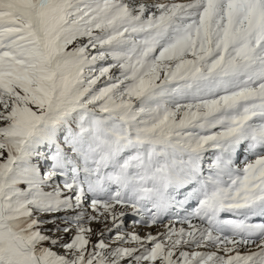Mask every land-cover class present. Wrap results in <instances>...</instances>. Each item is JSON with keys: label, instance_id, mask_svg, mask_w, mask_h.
Here are the masks:
<instances>
[{"label": "rangeland", "instance_id": "rangeland-1", "mask_svg": "<svg viewBox=\"0 0 264 264\" xmlns=\"http://www.w3.org/2000/svg\"><path fill=\"white\" fill-rule=\"evenodd\" d=\"M124 1L72 0L55 16L47 6L41 26L43 45L26 32L0 37V264H205L199 255L185 256L178 242H171L155 259L156 241L134 243L126 237L124 226L118 227L125 193L130 198L127 204H134L130 193L134 186L128 181L129 192L120 193L117 181L128 174L131 183L144 189L143 174L166 166L160 150L144 143L148 137L169 135L179 145L196 150L208 143V135H213L212 143L227 137L224 130L230 127L223 126L218 116L220 103L228 101L219 102L221 95L198 103L182 101V97L177 101L186 90L201 89L183 88L179 82L196 84L197 75L206 77L219 65L210 61L206 65V57L193 54L202 30L190 18L196 14L186 12L189 19L181 22L174 18L170 23L157 22L153 17L160 9L150 7L146 16L134 15L129 27L119 26V20L105 21L109 5ZM253 1L258 9L264 0ZM10 9L15 10L13 5ZM211 10L214 14L205 17L204 26L219 38L224 21L216 16L215 5ZM20 11L25 14V9ZM213 17L217 24L211 30ZM233 24L239 26L241 21L235 19ZM183 26L185 32H181ZM171 33L173 40L168 38ZM218 75L210 80L214 83ZM75 103L84 109L68 110ZM35 127L45 136L40 147L29 146ZM23 152L27 160L20 159ZM40 155L46 165H40L42 177H35L29 165H39ZM45 171L50 174L47 180ZM62 171L68 186L55 179ZM138 171L142 176L136 177ZM10 173L13 183L7 188ZM51 178L68 195H59L62 204L58 198L46 197L48 203L43 206L17 208L18 196H30L37 187L43 188L44 196H53V183H45ZM84 189L94 196L87 205L94 207L95 214L86 215L84 207L63 205ZM113 204L123 210L117 212ZM110 208H114V219L102 220L105 215L99 211Z\"/></svg>", "mask_w": 264, "mask_h": 264}, {"label": "bare ground", "instance_id": "bare-ground-1", "mask_svg": "<svg viewBox=\"0 0 264 264\" xmlns=\"http://www.w3.org/2000/svg\"><path fill=\"white\" fill-rule=\"evenodd\" d=\"M71 1L0 0V37L9 36L17 31L26 32L43 45L44 35L41 26L47 6H50V15L55 16ZM11 4L15 8L14 11L10 9ZM214 5L215 9L217 8L216 16L224 21L222 25L224 31L219 38L212 37V31L207 33L204 26L205 17L213 13L214 10L211 9ZM37 7L38 25L31 21V16ZM150 7H153L154 11L160 9L153 17L157 22L166 20L170 23L173 22V18L181 22L183 19H189L186 18V12L196 14L190 18L197 20L202 30L194 41L196 47L193 54L206 57V65H210V62H214L215 66L219 65L213 70L210 69L209 72H214L208 75V79H193L196 84L188 81L179 82V86L183 88L195 85L197 88L194 89H201L192 92L190 91L193 89H188L177 97V101L180 103L182 97V101L198 103L200 100L209 101L221 95L224 98L219 102L228 101L220 103L218 116L222 119L223 126L230 127L223 129L227 131V137L212 143L214 137L208 135L205 139L208 143L196 150L179 145L175 138L169 135L148 137L146 143L162 152L157 150L162 158L165 156L166 166L153 174L148 172L143 174L145 182L141 186L144 189L131 183L128 174L117 181L120 193L129 192L126 189L128 184L127 187L125 186L128 181L134 186L130 190L134 204H127L130 198L125 193L123 219L120 218V214L117 217L121 219L122 224L118 227L123 225L126 237L134 243L156 241L158 245L156 244L157 249L155 248V259L159 253H164V249L169 247L171 242H178L185 256L199 255L205 264H264V194H251L264 174V68H262L264 67V1L260 8L255 9L253 0H215V2L213 0H125L122 3L110 4L104 11L106 14H103L107 19L105 21L119 20V24L122 23L119 26L129 27L130 22H134V15L143 13L146 16L151 12ZM172 8L175 10L179 8V12L177 11V15L175 14L173 18L170 13L167 14ZM20 9H25V14ZM218 10L224 13L220 15ZM249 12L251 20L247 21L245 18ZM239 17L243 20L237 26L238 20L236 24L233 23ZM260 18L262 19L258 20ZM210 19L212 30L217 22L214 17ZM183 25L187 26V24ZM140 26L143 24H139ZM186 26L180 28L181 32L187 30ZM172 34H169L168 38L172 39L173 37H170ZM213 51L214 53L208 57V53ZM199 70L195 72H203ZM215 74L219 75L213 83L210 77ZM257 88L260 89L257 91ZM184 94L186 95L183 96ZM218 103L215 104L218 106ZM69 110H72L71 106ZM216 113L217 111L213 116ZM38 129L39 127H36L31 134L29 146L44 145L45 136H42ZM25 152L20 159H28ZM37 157L41 158L39 165L29 163L28 171L29 173L33 171L35 177L39 175L42 177L40 165L45 167L46 161L44 162L41 155ZM55 161L58 162L56 157ZM177 168L181 172H178ZM10 176L11 173L8 177ZM49 176L50 174L45 171L44 180L49 179ZM139 176H142L141 171L136 175ZM54 178L45 182L53 183L50 190L54 193L53 196H44L43 188L37 187L36 192L33 191L30 196L26 197L24 194L18 196L17 208L29 204L43 206L48 200H45L46 197L58 198L57 203L62 204L61 198L68 195L60 192L62 189L56 180L61 179L62 184L68 186V179L64 171L57 175L56 180ZM125 178L127 179L123 182ZM12 183V177L5 180L7 188ZM91 197L92 199L94 197L91 196V191L84 189L77 191L75 198L63 202V205L70 208L73 206L76 209L84 207L83 211L87 213L86 215H90V211L91 214H95L94 207L87 205ZM67 202L71 204L66 205ZM113 207L117 208V212L123 210L120 205L113 204ZM114 208L99 211V214L105 215L102 220L104 218L113 220L115 215L111 216V214ZM83 211L80 215L84 213ZM130 217L133 219L130 220ZM8 219L10 222L11 218ZM100 223L97 224L98 227ZM166 238L169 241H166Z\"/></svg>", "mask_w": 264, "mask_h": 264}]
</instances>
